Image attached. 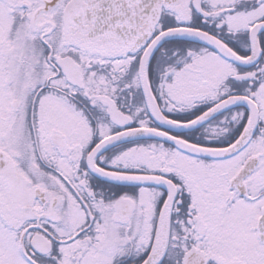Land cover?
<instances>
[{
  "label": "snow or ice",
  "instance_id": "obj_1",
  "mask_svg": "<svg viewBox=\"0 0 264 264\" xmlns=\"http://www.w3.org/2000/svg\"><path fill=\"white\" fill-rule=\"evenodd\" d=\"M0 264H264V0H0Z\"/></svg>",
  "mask_w": 264,
  "mask_h": 264
}]
</instances>
